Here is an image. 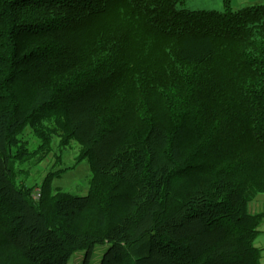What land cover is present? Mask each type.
Here are the masks:
<instances>
[{"label": "trees", "instance_id": "1", "mask_svg": "<svg viewBox=\"0 0 264 264\" xmlns=\"http://www.w3.org/2000/svg\"><path fill=\"white\" fill-rule=\"evenodd\" d=\"M185 1L0 0V264H262L264 4ZM28 127L87 195L19 182Z\"/></svg>", "mask_w": 264, "mask_h": 264}, {"label": "rangeland", "instance_id": "2", "mask_svg": "<svg viewBox=\"0 0 264 264\" xmlns=\"http://www.w3.org/2000/svg\"><path fill=\"white\" fill-rule=\"evenodd\" d=\"M264 0H186L179 3L178 8H185L189 11H218L225 12L228 9L240 10L248 6L263 5ZM60 133L54 135V141L49 149L42 148V140L28 127L20 138L25 143V148L30 154H35L34 158L21 166L24 173L19 175L18 180L23 184L33 188L34 197L38 200L41 197L44 182L48 177L53 176L52 188L56 191L67 192L76 196H85L89 193L90 182L93 177L91 161L85 159L78 162L77 156L81 150V145L75 139L71 145L63 150L59 147ZM184 184V183H183ZM187 186H180L178 183L172 184V189ZM250 210L253 213H264V193L258 194L250 203ZM197 227V226H196ZM195 227V228H196ZM200 229V228H197ZM260 234L256 240V246L263 249L262 264H264V221L260 226ZM194 231V229H192ZM189 231L186 236H194L198 240L201 237L211 236L205 231ZM107 246H98L94 251L91 264H101L103 254ZM84 253L78 252L72 256L68 264H83Z\"/></svg>", "mask_w": 264, "mask_h": 264}]
</instances>
